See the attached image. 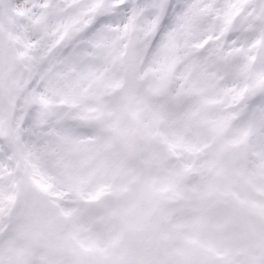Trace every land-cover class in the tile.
Masks as SVG:
<instances>
[{"label": "snow or ice", "instance_id": "6c2138e0", "mask_svg": "<svg viewBox=\"0 0 264 264\" xmlns=\"http://www.w3.org/2000/svg\"><path fill=\"white\" fill-rule=\"evenodd\" d=\"M0 264H264V0H0Z\"/></svg>", "mask_w": 264, "mask_h": 264}]
</instances>
